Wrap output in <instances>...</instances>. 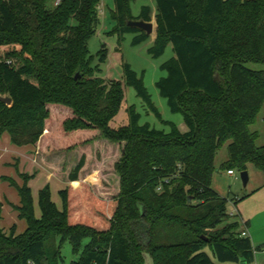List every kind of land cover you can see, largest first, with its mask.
<instances>
[{
  "label": "trees",
  "instance_id": "obj_1",
  "mask_svg": "<svg viewBox=\"0 0 264 264\" xmlns=\"http://www.w3.org/2000/svg\"><path fill=\"white\" fill-rule=\"evenodd\" d=\"M45 1L0 0V97L11 99L0 101V134L39 150L54 122L65 152L95 131L121 146L113 164L120 193L104 202L85 190L84 154L58 191L60 209L46 184L36 217L30 187L17 186L26 229L0 226V264H58L63 240L74 253L83 248L69 264H144L146 254L153 264H251V238L241 236L237 214L211 184L216 152L227 141L220 169L241 172L252 163L264 177V146L249 129L264 102V0H153L149 53L159 56L169 44L174 53L161 64L156 88L182 114L185 132L140 124L133 105L127 123L113 127L125 85L159 116L142 77L123 63V80L107 82L91 67L87 40L100 0H61L52 8ZM130 1L114 0V30L132 32L137 44L149 35L128 21H150L152 8L134 17ZM98 57L105 60L104 48Z\"/></svg>",
  "mask_w": 264,
  "mask_h": 264
},
{
  "label": "rangeland",
  "instance_id": "obj_2",
  "mask_svg": "<svg viewBox=\"0 0 264 264\" xmlns=\"http://www.w3.org/2000/svg\"><path fill=\"white\" fill-rule=\"evenodd\" d=\"M45 4L52 8L54 0H46ZM145 5L152 8L154 1L131 0L129 2L131 15L137 17L141 7ZM113 8L114 0L99 1V22L94 33L87 40L88 54L91 56L90 65L97 69L99 77L108 82L110 80L122 81V64H129L137 75L142 77L143 84L159 116L148 108L149 106L136 95L131 86L125 85L124 100L111 125L119 127L126 124V108L133 105L140 114V124L149 123L152 127L165 132L170 130L171 125H175L181 132H185L187 127L182 114L171 112L166 99L159 94L156 88V81L161 76H165V71L160 68L161 64L174 55L171 44L167 45L161 55L155 57L149 53V48L153 45L152 35L137 44L132 43L134 36L132 32H125L120 36L114 30ZM150 21L155 29L153 13ZM102 48L106 50V58L101 62L98 59V52ZM257 67L261 66L257 65ZM259 110L255 120L249 125L250 131L256 133L255 145L258 147L264 146V102ZM50 125H52L49 130L51 132L45 134L39 144V150L29 144L15 146L10 142L8 133L0 134L2 211L0 226L5 233H9L11 228H14L16 234L26 229L25 219L18 216L17 207L20 196L17 186L26 183L30 187L36 217L40 215L39 190L46 184L49 185L52 201L60 207L61 200L58 191L63 187V182H68L66 175L82 154L85 155V162L80 172L81 181L79 182L85 190L104 202L110 201L120 193V181L113 168L114 162L120 156V144L99 139L100 136L94 131L87 139L78 142L80 147L64 152L58 147L62 143L61 138L53 136L56 129L55 123L52 122ZM228 143L229 141L223 143L216 152L212 188L227 198L229 214L238 215L239 213L241 216L243 222H241V231L245 229L248 232L254 247V264H264V177L252 163H248L246 165L248 182L243 186L241 172L238 169H233L231 175L225 169H220V165L228 158ZM60 245L58 264H69L71 260L79 258L83 249L80 248L77 253H74L68 240L61 241ZM144 264H153L149 254L144 256Z\"/></svg>",
  "mask_w": 264,
  "mask_h": 264
},
{
  "label": "water",
  "instance_id": "obj_3",
  "mask_svg": "<svg viewBox=\"0 0 264 264\" xmlns=\"http://www.w3.org/2000/svg\"><path fill=\"white\" fill-rule=\"evenodd\" d=\"M128 25L138 27V28L142 29L143 31H145L146 34H148V35H150L154 30V25L151 21L130 20V21H128ZM78 75H79V73H76L75 79H77ZM0 101L4 102L6 104L11 103V99L9 97H0ZM240 177H241L243 186H245L248 182V175H247L246 170L241 171ZM188 199L190 200V198H188Z\"/></svg>",
  "mask_w": 264,
  "mask_h": 264
},
{
  "label": "crops",
  "instance_id": "obj_4",
  "mask_svg": "<svg viewBox=\"0 0 264 264\" xmlns=\"http://www.w3.org/2000/svg\"><path fill=\"white\" fill-rule=\"evenodd\" d=\"M155 7H152V13H153V16H154V12H155V9H154ZM150 35H152L153 36V41H154V38H155V29L153 30V33L152 34H150ZM2 134H4V133H2ZM66 172V171H65ZM67 173V172H66ZM65 174V173H64ZM69 182H63L62 183V185H63V187H65L67 184H68ZM63 187H61L60 189H62ZM211 188H212V184H211ZM59 189V190H60ZM213 189V188H212ZM219 194V193H218ZM222 196V195H221ZM57 206V205H56ZM62 206V205H61ZM61 206L60 207H58L59 209L61 208ZM238 213V212H237ZM234 214H236V213H234ZM38 217V216H37ZM237 218L239 219V221H240V224H241V222H242V218H241V216L239 215V213H238V215H237ZM243 223V222H242ZM245 223V222H244ZM247 224V223H246ZM26 228V227H25ZM24 231V230H23ZM22 231V232H23ZM21 233V232H20ZM246 233H247V235H248V232L246 231ZM18 234V233H17ZM249 236V235H248ZM250 237V236H249ZM251 238V237H250ZM254 263V262H253Z\"/></svg>",
  "mask_w": 264,
  "mask_h": 264
},
{
  "label": "built area",
  "instance_id": "obj_5",
  "mask_svg": "<svg viewBox=\"0 0 264 264\" xmlns=\"http://www.w3.org/2000/svg\"><path fill=\"white\" fill-rule=\"evenodd\" d=\"M60 1L61 0H54V5H58L59 3H60ZM227 172H228V174H233V171L232 170H227ZM161 186L162 185H159L158 187H157V190L159 191V190H161ZM241 236H247V233H246V230L244 229V230H242V232H241ZM251 264H254L253 262L251 263Z\"/></svg>",
  "mask_w": 264,
  "mask_h": 264
}]
</instances>
